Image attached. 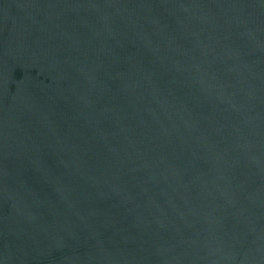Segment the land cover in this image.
I'll use <instances>...</instances> for the list:
<instances>
[{"label":"water","instance_id":"water-1","mask_svg":"<svg viewBox=\"0 0 264 264\" xmlns=\"http://www.w3.org/2000/svg\"><path fill=\"white\" fill-rule=\"evenodd\" d=\"M0 264H264V0H0Z\"/></svg>","mask_w":264,"mask_h":264}]
</instances>
